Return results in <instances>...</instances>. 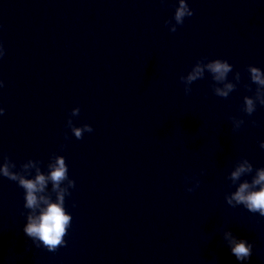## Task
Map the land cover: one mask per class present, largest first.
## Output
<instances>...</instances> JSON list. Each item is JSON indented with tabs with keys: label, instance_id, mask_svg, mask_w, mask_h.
I'll list each match as a JSON object with an SVG mask.
<instances>
[{
	"label": "water",
	"instance_id": "1",
	"mask_svg": "<svg viewBox=\"0 0 264 264\" xmlns=\"http://www.w3.org/2000/svg\"><path fill=\"white\" fill-rule=\"evenodd\" d=\"M187 3L193 15L169 32L175 0H0V154L42 170L63 155L75 182L66 244L49 252L21 230L22 188L0 177V264H237L225 228L264 264V217L224 201L238 157L264 166V107L239 111L243 85L255 88L245 66L264 69V0ZM201 56L240 73L228 98L207 73L184 94L178 77ZM77 105L73 124L93 129L80 139L65 127Z\"/></svg>",
	"mask_w": 264,
	"mask_h": 264
},
{
	"label": "clouds",
	"instance_id": "2",
	"mask_svg": "<svg viewBox=\"0 0 264 264\" xmlns=\"http://www.w3.org/2000/svg\"><path fill=\"white\" fill-rule=\"evenodd\" d=\"M164 2L165 0H161V3ZM172 7L174 10L171 18L164 21L169 32H175L177 25H181L186 17L193 15V9L187 0H175ZM4 51L3 44L0 43V57L4 56ZM244 70L255 88H250L249 83L243 85L253 94L242 97L239 111L251 116L258 105L264 107V69L248 64ZM230 72L231 79L228 78ZM205 73L214 82L210 85L212 93L221 98H228L241 80L240 73L234 72L233 65L226 59L201 56L194 61L186 74L178 77L183 84L185 95L190 94L191 84L203 79ZM3 86L4 82L0 80V88ZM79 111L78 105L72 107L65 121V127L76 139H80L84 133L93 131L88 123L78 126L73 124L72 118L77 116ZM3 113L4 108L0 107V115ZM228 120L234 132L239 131L245 123L243 117L239 115H229ZM249 124L256 126L257 121L250 120ZM64 135L67 138V134ZM258 146L264 150V140H259ZM58 147L62 150L64 145L60 144ZM40 165L39 159L32 158L17 165L7 154H0V177L16 182L23 190V205L20 210L24 217L22 232L34 247L54 252L66 244L64 237L70 227L72 216L65 208V197L71 194L70 189L74 188L75 182L68 175V165L63 155L50 157L43 170ZM200 173L203 174L204 169H201ZM226 179L230 186H234V190L224 195L226 204L231 207L242 206L248 212L264 217V166L254 167L246 157L240 156L232 163ZM183 181L187 192L194 191L200 184L195 173L183 176ZM221 239L237 264H248L254 247L253 242L236 235L230 228H225L221 232Z\"/></svg>",
	"mask_w": 264,
	"mask_h": 264
}]
</instances>
